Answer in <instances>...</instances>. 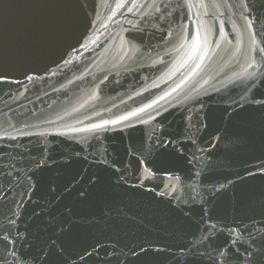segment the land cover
Returning a JSON list of instances; mask_svg holds the SVG:
<instances>
[{"label": "water", "instance_id": "obj_1", "mask_svg": "<svg viewBox=\"0 0 264 264\" xmlns=\"http://www.w3.org/2000/svg\"><path fill=\"white\" fill-rule=\"evenodd\" d=\"M260 49L264 0H0V264H246Z\"/></svg>", "mask_w": 264, "mask_h": 264}, {"label": "snow or ice", "instance_id": "obj_2", "mask_svg": "<svg viewBox=\"0 0 264 264\" xmlns=\"http://www.w3.org/2000/svg\"><path fill=\"white\" fill-rule=\"evenodd\" d=\"M122 5H117V7H121ZM247 21V18H245ZM251 21H247L248 26H251ZM199 42V38H197V43ZM259 51L264 52V49H260ZM253 64L256 63L255 60L252 61ZM251 66V65H250ZM6 77L0 76V80H5ZM28 79H31V77H28ZM155 103V101L153 102ZM260 103H264V101H260ZM146 107H151V105H147ZM138 112H143L144 109H138ZM129 115L131 116H135L137 115V112H132L129 113ZM120 120H127L128 116H121L119 118ZM107 123H113L116 124L118 123V121L113 120V121H105L104 124ZM92 129H100L103 127V124H94L91 126ZM73 131H76V129H72ZM214 227V226H213ZM237 232H239V229H236ZM0 239H2L3 241H6L8 243H13V241L9 240L8 236H4V237H0ZM237 239H239V237H237ZM249 239H250V243L248 245V247H246L244 249L245 252V256L242 257V259L246 260V264H264V236H261L259 239H257V237L252 236L251 233H249ZM145 255H147V251H145L144 253ZM218 255L220 256L221 259L227 261L229 259H231L230 255L228 254L227 251H220L218 250Z\"/></svg>", "mask_w": 264, "mask_h": 264}]
</instances>
